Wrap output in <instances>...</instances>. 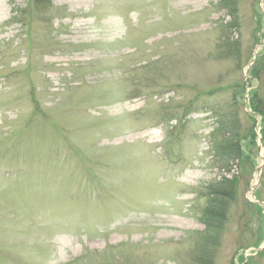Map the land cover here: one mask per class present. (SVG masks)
<instances>
[{
	"label": "rangeland",
	"instance_id": "rangeland-1",
	"mask_svg": "<svg viewBox=\"0 0 264 264\" xmlns=\"http://www.w3.org/2000/svg\"><path fill=\"white\" fill-rule=\"evenodd\" d=\"M51 1L0 0V264H264V0Z\"/></svg>",
	"mask_w": 264,
	"mask_h": 264
},
{
	"label": "trees",
	"instance_id": "trees-1",
	"mask_svg": "<svg viewBox=\"0 0 264 264\" xmlns=\"http://www.w3.org/2000/svg\"><path fill=\"white\" fill-rule=\"evenodd\" d=\"M51 2V0H29L30 6L37 10L44 9L48 5L50 6ZM256 101V99L255 102L253 101V109L257 111L258 114L264 115V109L262 108V104L259 102L256 103ZM220 124L222 127L224 126L222 123ZM224 182L227 181L224 180ZM221 186L222 183H215L214 185H209L205 193V198L207 199V207L203 210L202 221L205 227V232L208 235H210L211 233L213 244L216 243V238H218L222 228V224L225 220L227 203L234 200V193L232 192V190L223 192L220 190ZM259 235L261 236L262 233L259 232ZM255 245L258 246V244Z\"/></svg>",
	"mask_w": 264,
	"mask_h": 264
}]
</instances>
